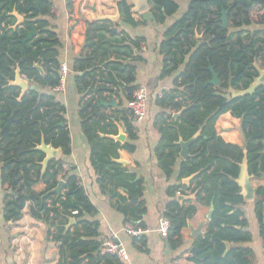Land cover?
I'll return each instance as SVG.
<instances>
[{"label":"trees","instance_id":"trees-1","mask_svg":"<svg viewBox=\"0 0 264 264\" xmlns=\"http://www.w3.org/2000/svg\"><path fill=\"white\" fill-rule=\"evenodd\" d=\"M80 1L67 0V10L71 40L75 45L84 43L85 49H90V54L78 57L73 66L78 93L90 95L79 114L82 130L92 147L93 168L99 175L102 191L111 192L113 197L125 201L126 198L116 192L122 188L130 199H140L132 208L121 205L120 211L132 217L126 220V226L145 229L142 222L146 212V202L142 199L144 182L137 180L134 172L114 162L120 158L119 150L135 152L136 146L130 142L136 141L138 136L133 117L128 116H132L131 113L127 110L123 116L129 143L114 145L112 141L101 140L97 134L102 126L113 128L111 116L100 113L106 102L104 92L112 82L126 86L135 83L137 67L133 63L141 62L143 58L136 55L134 49H138L144 39L130 40L129 45L124 44L126 38L107 42V22L90 23L83 19ZM150 6L156 24H165L180 9L174 0H150ZM52 7L53 0H0V181L6 188L3 217L6 222L20 221L30 203L31 216L47 225L48 238L59 246V264H124L117 255L101 252L100 225L87 219L96 215L97 209L69 161L72 140L65 107L52 91H29L20 101V90L6 87V80L15 78L17 65L21 74L41 89L53 90L60 84L61 42L50 30L49 23L42 19L49 15ZM124 7L133 17L132 6L124 1ZM14 11L25 17L24 24L16 30L11 28L16 23L11 15ZM223 11H228V28L222 26ZM256 26L264 27L261 3L191 0L187 12L168 28L160 45L164 55L163 76L185 64L175 82L178 90L164 93L158 100L160 106L176 113L185 109L177 120L169 114L162 116L165 117L160 125L162 137L156 156L167 176L173 173L179 159V140L188 141L202 131L190 147L193 158L181 165L179 179L200 174L189 187L179 184L171 190L172 200L163 213L170 222L167 241L172 246L181 244L182 230L197 212L196 205L191 202L181 204L178 193H196L197 203L205 202L213 208L209 231L202 245L207 249L199 256V264L209 260L213 264H250V252L245 249L233 250L224 256V242L251 240L249 232L234 228L235 225L246 227L242 212L230 214L235 206L244 203L237 179L245 151L250 175L264 177V87L245 97L234 98L228 92L231 88L244 91L250 87L258 76L255 64L264 69V30H258ZM33 31H36L35 37L25 43ZM202 34L203 39L198 40ZM113 54L119 58L129 57L133 63L109 62ZM102 64L103 68L100 67ZM36 65L43 69V74ZM210 67H214L219 75V86L207 84L212 79ZM136 90L135 86L127 88L128 101ZM227 113L242 121L243 148L226 143L217 134L215 125ZM12 117V135L2 137L1 131ZM43 141L62 153V158L50 162L45 172L42 163L46 156L37 150ZM61 181L65 186L60 195L46 196ZM41 182L46 184V191L37 193L33 187ZM263 193V189H259V196ZM74 212L78 214L74 215ZM71 218H75L76 224L66 230ZM261 236L264 240V225H261ZM143 238L133 237L135 246L143 245Z\"/></svg>","mask_w":264,"mask_h":264},{"label":"crops","instance_id":"crops-1","mask_svg":"<svg viewBox=\"0 0 264 264\" xmlns=\"http://www.w3.org/2000/svg\"><path fill=\"white\" fill-rule=\"evenodd\" d=\"M124 1L128 6L133 7L132 0H81L79 11L81 17L90 23L107 22L108 28L105 33L107 42L126 38L127 41L124 44L129 45L130 40L144 39L139 48L134 49V53L141 55L143 61L133 63L129 57L119 58L116 54L110 57L109 62L133 63L137 67L136 81L129 86L118 82L109 84V89L104 92L106 102L103 104L114 102L115 106H104L100 113L111 116V119H109L113 122V128L102 126L101 129L97 130L101 140L112 141L114 145L120 146L129 143V134L123 121V116L128 110L127 88L135 86L137 89L140 87L147 89L148 112L145 122L136 124L132 118L138 136L136 141L130 142L136 146L135 152L118 151L120 158L128 163L127 166H122L134 172L137 180L144 182L145 191L142 199L146 202V212L142 217V222L148 233L142 235L144 237L143 245L135 246L133 236L129 234L125 225L126 220H130L132 217L130 215L126 216L120 211L121 205L132 208L139 203L140 199L135 198L138 200L134 202V199H130L128 193L122 188L117 189L116 192L121 197L126 198L125 201H121L120 197H113L111 192L102 191L98 183L99 175L93 168L92 147L83 133L82 120L79 115L82 108L86 107L84 104L90 98V95H87L88 93H78L73 72L75 60L78 57L90 54V49H85L84 43L75 45L70 38L71 26L69 24L67 0H53V7L49 15L42 18L49 23L50 30L57 34L61 42L59 60L61 65L66 64L70 70L65 89L56 92L53 91L54 89H41L37 84L29 82L39 92L52 91L55 93L57 101L66 109V120L72 140V154L69 161L76 168L81 185L97 209V214L92 217L88 216L87 219L99 223V240L102 243L111 240L110 230L113 231L116 234L115 241L124 248L128 255L127 260L122 261L124 264H199V256L201 257V254L207 249L203 248L202 245L209 231L210 221L207 220V217L212 207L205 202L197 203L196 199L186 201L188 205L189 202L196 205L197 212L190 220L189 225L182 230L181 244L172 246L166 239H163L159 234L161 218L168 203L172 200L171 190L179 184L183 185L185 179L180 180L179 173L181 165L185 161L179 156L173 173L167 176L159 166L156 156V148L162 137L160 125L165 117L162 118V116L169 114L174 118L176 114L173 110L160 106L158 100L162 98L164 93H172L178 90L175 82L185 68V64H183L172 74L163 76L164 55L160 52V45L165 40L168 28L187 12L191 0H174L180 9L176 15L168 18L165 24H156L150 10L137 15L131 13L133 17H130L125 10ZM116 5L121 12L118 21H99L97 19L98 16L103 15L115 16L117 13ZM255 28L264 30V27L261 26ZM200 36L203 39V34ZM197 38L202 40L199 39V36ZM100 67L103 68L104 64ZM128 116L129 118L132 117L129 114ZM118 125L127 134L125 144L117 143L109 138L118 134ZM215 129L226 143L238 145L242 148L245 146L241 119L233 117L230 113L224 114L217 121ZM59 158H62V153H60ZM1 167L0 162V169ZM107 169L111 173L113 172L109 167ZM251 183L253 187L257 188L255 198L235 206L230 212V214L236 211L242 212L247 225L244 228L235 225L234 228L249 232L251 240L247 242L225 240L226 250L224 256L232 253L233 250L245 249L250 252L248 256L250 264H264V240L261 236V225H264V193L259 196V189L264 191V177H253ZM183 186L185 187V185ZM33 189L37 193H43L46 191V184L41 182L36 184ZM5 190L6 188L2 187L0 181V264H59L61 260L59 246L54 240L48 238L47 225L31 216L30 203L26 205L23 218L20 221L12 223L4 220ZM186 193V196L191 195L189 191ZM204 195L206 196V194ZM259 203L261 204L259 205ZM204 223L203 235L194 238L190 226L196 229ZM193 248L199 251L197 258H194L191 253ZM231 255L233 256V254ZM232 256L231 259H233ZM212 262V260H209L205 264H213Z\"/></svg>","mask_w":264,"mask_h":264},{"label":"water","instance_id":"water-1","mask_svg":"<svg viewBox=\"0 0 264 264\" xmlns=\"http://www.w3.org/2000/svg\"><path fill=\"white\" fill-rule=\"evenodd\" d=\"M258 3H261L264 6V0H252ZM132 9H131V13L137 15L140 13H143L145 11L150 10V0H132ZM115 9L117 11L115 16H110V15H103V16H98V20L99 21H111V22H116L120 19L121 17V12L119 7L116 5ZM12 16H14L16 18V23L11 27L12 29L16 30L17 28L21 27L24 22H25V18L20 15L19 13H17L16 11H14L12 14ZM222 17H221V22H222V26L224 28H228L229 27V23L227 20V15H228V11H223L221 13ZM36 35V31H33L25 40V43L32 40ZM199 39H202V36H199ZM258 76L254 78L253 83L250 85V87L247 90L244 91H239V90H235L233 88L229 89V94L234 97H245V96H250V95H254L256 93V91L261 88L264 87V69L261 68L258 64H255ZM36 68L43 74L44 71L43 69L39 66L36 65ZM211 73H212V79L210 81H208V85H212V86H219L221 84V80L219 79V75L215 72L214 67H210L209 68ZM7 81V86L6 87H14L20 90V96H19V100L21 101V99L26 95V93H28V91H33L36 90L35 86L30 85L29 80L24 77L21 74V70L19 68V66H16L15 69V78L13 80H6ZM104 106H115V103H109V104H103ZM185 111V109H182L180 112L176 113L174 115V118L177 120L180 118V116L182 115V113ZM14 121V118L12 117L7 126L1 131V136L2 137H8L10 135H12V133L10 132V124ZM118 134L115 136H110L109 138H111L112 140L116 141L117 143L120 144H125L126 139H127V134L124 132L123 128L118 125ZM201 130L190 140L188 141H184L182 138L179 140L178 145L180 146L181 150H180V158H182L184 161H188L190 159L193 158V156L190 154V147L193 144V142L198 139V137L201 135ZM38 151H41L45 154V159L42 163L43 166V172H45V170L47 169L48 165L50 162L57 160L60 156L61 150L60 149H55L52 145H47L45 144V142L43 141L41 143L40 146L37 147ZM245 157L243 159V162L241 163V172L240 175L237 179V183L241 188V196L243 198L244 201H250L253 200L255 198L256 192H257V188L253 187L251 180L253 179V176L250 175L249 172V167H248V160H247V151L244 152ZM115 163L117 164H121L124 166H127L128 163L127 161H125L122 158L119 159H115L114 160ZM200 173H196L190 177H188L187 179H185L183 181V185L189 187L191 182L194 181ZM65 186V183L63 181H61L58 186L48 192L46 194V196L49 195H60V193L62 192L63 188ZM196 199V193L193 195H180L178 196V201L183 204L188 200H195ZM138 199H134V202H137ZM212 214H213V208L210 211V214L207 217L208 221H211L212 219ZM207 222V221H206ZM76 224V220L75 218H71L69 219V223L66 226V230H69L70 228H72L74 225ZM205 225L202 224L200 225L198 228L194 229L190 226L191 231H192V235L194 238H198L199 236H202V229L203 226ZM198 250L196 248H193L191 250V253L193 254L194 258H197V254H198Z\"/></svg>","mask_w":264,"mask_h":264},{"label":"built area","instance_id":"built-area-1","mask_svg":"<svg viewBox=\"0 0 264 264\" xmlns=\"http://www.w3.org/2000/svg\"><path fill=\"white\" fill-rule=\"evenodd\" d=\"M70 74V70L66 64L61 65L60 69V84L53 90L56 92H61L65 89V85L67 82V78ZM128 111L131 113L133 120L136 124H142L145 122L147 118L148 112V91L144 87L138 88L132 98L127 102ZM180 194V193H178ZM74 215H77L78 212H74ZM170 222L167 218L162 216L159 234L163 239L168 238ZM127 231L133 237L142 236L143 234H147L148 230L146 229H132L130 225L126 226ZM111 240H107L101 245V252L103 254H111L117 255L121 261H125L128 258L127 252L124 248L115 241L116 234L110 230Z\"/></svg>","mask_w":264,"mask_h":264}]
</instances>
